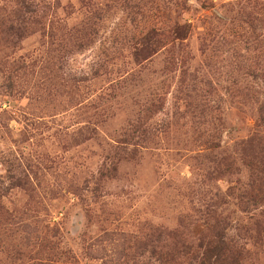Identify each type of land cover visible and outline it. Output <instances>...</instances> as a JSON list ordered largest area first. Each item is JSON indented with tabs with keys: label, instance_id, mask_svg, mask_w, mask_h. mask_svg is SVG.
Wrapping results in <instances>:
<instances>
[{
	"label": "rangeland",
	"instance_id": "rangeland-1",
	"mask_svg": "<svg viewBox=\"0 0 264 264\" xmlns=\"http://www.w3.org/2000/svg\"><path fill=\"white\" fill-rule=\"evenodd\" d=\"M0 264H264V0H0Z\"/></svg>",
	"mask_w": 264,
	"mask_h": 264
}]
</instances>
